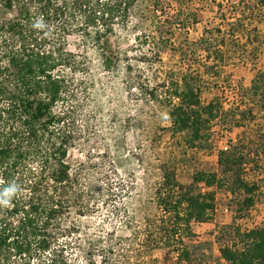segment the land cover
Segmentation results:
<instances>
[{
    "label": "trees",
    "instance_id": "16d2710c",
    "mask_svg": "<svg viewBox=\"0 0 264 264\" xmlns=\"http://www.w3.org/2000/svg\"><path fill=\"white\" fill-rule=\"evenodd\" d=\"M143 1L0 0V264H155L157 250L163 253L162 264H195L193 224L207 222L214 214L215 191L210 189L226 188L233 194L230 186L236 185L244 195L238 216L254 203L258 185L241 174L246 166H254L258 153L240 137L221 151L220 172L194 173L189 185L178 181L174 158L160 163L149 212L142 215L135 209L128 215L114 206L120 219L102 214L72 171L67 153L75 144L77 120L92 86L88 50L93 48L103 70L110 72L121 61L107 41L119 31L146 46ZM151 1L162 7L163 0ZM174 1L180 8L191 4ZM263 7L264 0L233 6L231 21L205 30L195 42L206 52L202 64L166 75L154 85L147 82L138 60L126 58L127 88L167 108L171 138H180L188 148H200L208 140L211 123L223 107L218 101L202 104L204 76H218L221 55L231 50L220 44L211 62L209 40L224 33L237 39L242 52L257 45L252 33L254 23L264 19ZM71 37L77 39L72 48ZM163 38H152L157 50ZM140 55L144 59V53ZM256 77L250 96L263 104L264 70ZM228 176L235 185L226 187ZM200 184L207 190H197ZM99 215L105 218L83 228V218ZM229 234L218 250L224 264H264V226L230 227Z\"/></svg>",
    "mask_w": 264,
    "mask_h": 264
},
{
    "label": "rangeland",
    "instance_id": "374dc122",
    "mask_svg": "<svg viewBox=\"0 0 264 264\" xmlns=\"http://www.w3.org/2000/svg\"><path fill=\"white\" fill-rule=\"evenodd\" d=\"M253 1L191 0L189 8H180L174 0H163L162 7L156 8L151 0H144L146 46L141 47L132 34L119 31L107 41L109 51L119 52L121 61L110 72L101 67L97 52L93 48L88 50L92 86L84 112L77 120L76 140L67 153V161L72 171L79 174L84 191H90L95 197H90V201H95L102 214L110 219H120L114 215V207L121 211L125 209L128 215L132 209L137 210L138 215L149 212V197L152 185L157 181L160 163L175 159L178 181L189 185L194 173L220 172L217 161L221 151L238 137L245 139L251 147L255 145L256 163L246 166L241 174L244 180L256 181L258 185L254 203L246 213L238 216L237 207L244 195L235 188V179L230 176L226 187L230 183L235 185L230 186L235 189L233 194L226 192L225 187L223 190L210 189L215 191L214 214L207 222L193 224L195 237L191 240V247L195 264H224L218 250L229 241L230 227L264 226V137H261L264 103L257 104L249 92L257 72L264 70V19L254 23L256 31L252 38L258 44H250L243 52L239 50L237 39L224 33L214 34L209 40L211 62L217 51L215 48L220 44L230 45L231 50L221 55L218 76H204L202 104L218 101L223 110L211 123L209 138L200 148H188L180 138L170 137L167 108L162 103H149L132 88H127L123 67L126 58L132 63L138 60L147 82L153 85L166 75L185 68L194 69L205 60L206 52L195 43L204 31L231 21L233 6L253 5ZM262 9L263 12L264 7ZM161 35L165 43L162 42V47L157 50L151 41ZM69 41L72 48L77 39L71 37ZM254 47H257L256 52ZM141 53H144V59ZM142 60L146 63L140 62ZM235 107L239 110L234 111ZM196 186L201 192L207 190L203 184ZM104 201L107 205H103ZM104 218L103 215L85 217L83 228L93 222L97 225ZM162 254L160 250L153 253L155 264H162Z\"/></svg>",
    "mask_w": 264,
    "mask_h": 264
},
{
    "label": "built area",
    "instance_id": "2783aa9c",
    "mask_svg": "<svg viewBox=\"0 0 264 264\" xmlns=\"http://www.w3.org/2000/svg\"><path fill=\"white\" fill-rule=\"evenodd\" d=\"M224 211L226 212V211H227V209L225 208V209H224Z\"/></svg>",
    "mask_w": 264,
    "mask_h": 264
}]
</instances>
